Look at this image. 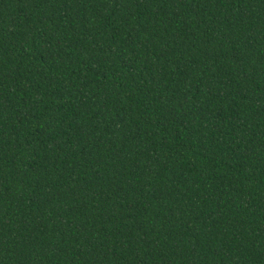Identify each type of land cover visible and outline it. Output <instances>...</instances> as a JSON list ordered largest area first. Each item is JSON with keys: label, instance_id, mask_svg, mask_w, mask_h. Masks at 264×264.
Here are the masks:
<instances>
[{"label": "trees", "instance_id": "trees-1", "mask_svg": "<svg viewBox=\"0 0 264 264\" xmlns=\"http://www.w3.org/2000/svg\"><path fill=\"white\" fill-rule=\"evenodd\" d=\"M0 264H264V0H0Z\"/></svg>", "mask_w": 264, "mask_h": 264}]
</instances>
